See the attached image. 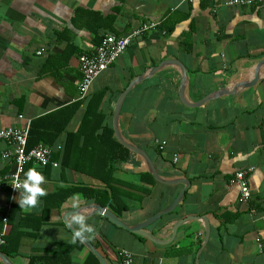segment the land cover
<instances>
[{
    "label": "crops",
    "instance_id": "1",
    "mask_svg": "<svg viewBox=\"0 0 264 264\" xmlns=\"http://www.w3.org/2000/svg\"><path fill=\"white\" fill-rule=\"evenodd\" d=\"M224 1L0 0V129L25 126L80 101L53 144L61 147L52 155L75 132L68 154L53 159L58 165L43 185L47 195L56 186L80 188L45 214L44 197L24 211L15 200L8 204L9 187L0 188V231L2 216L7 218L0 252L12 264H54L64 253L68 264H100L84 245L72 242L62 219L73 210L74 194L82 206L97 203L133 225L169 206L183 189L172 211L143 228L151 239L102 215L90 216L97 235L89 241L104 264H120L119 248L143 264H264V0ZM151 20L159 26L133 38L80 99L79 56L93 51L105 33L123 35ZM167 61L184 67L190 103L223 87L234 94L188 106L179 93V65L149 72ZM138 78L121 104L120 131L146 151L160 176L175 183L151 181L137 155L110 164L99 143L103 127L113 129L119 95ZM155 139L164 142L162 149ZM8 147L0 140V177L14 169L1 156ZM238 170L247 171V202L229 182Z\"/></svg>",
    "mask_w": 264,
    "mask_h": 264
},
{
    "label": "built area",
    "instance_id": "2",
    "mask_svg": "<svg viewBox=\"0 0 264 264\" xmlns=\"http://www.w3.org/2000/svg\"><path fill=\"white\" fill-rule=\"evenodd\" d=\"M263 1V0H258ZM253 0H225L226 5H242L251 4ZM159 26L158 21H147L140 26L131 29L128 33L123 35H115L113 33H105L100 42L94 47L90 53H83L79 56V70L81 73L80 80L77 84L78 97L84 99L88 96L93 80L111 65L129 46L131 40L142 35L144 32L155 29ZM162 32H164L162 30ZM43 49L37 51L38 54ZM29 131V124L22 127L8 126L0 129V140L8 143L9 147L1 152L3 159H11L14 169L0 177V188L6 185L10 188V196L8 204L13 201L18 190L13 189L11 183L18 177L23 180L25 166L28 163H33L36 166L45 167L51 165L56 167L58 162L52 159V153L55 149H60V145H47L44 143H37L30 148H27V137ZM155 144L162 149L164 142L158 139L154 140ZM172 160H177V154L174 153ZM247 171L238 170L230 178V184H235L239 187V200L247 202L251 196V190L247 181ZM264 220V215L261 217ZM3 227L0 231V247L4 244L5 229L7 228V218L2 216ZM261 246V244H258ZM120 264H143L136 263L133 259V253L126 248H119L117 250Z\"/></svg>",
    "mask_w": 264,
    "mask_h": 264
},
{
    "label": "trees",
    "instance_id": "3",
    "mask_svg": "<svg viewBox=\"0 0 264 264\" xmlns=\"http://www.w3.org/2000/svg\"><path fill=\"white\" fill-rule=\"evenodd\" d=\"M79 103L80 101H77L76 103L68 107H64L62 109L32 119L29 124V131H28L27 144H26L27 148H30L39 142L47 145H53L54 143H56L58 141V137L60 133L65 129L70 118L75 113V110L77 109ZM113 135H114L113 129L111 127H106V126L103 127L101 134L99 135V143L103 147V150L105 151L108 162L110 164H113L114 162L117 163L120 161L121 162L126 161L130 158V155L133 156L136 155L133 152H131L128 148L123 146ZM73 137H75V132L67 133L62 149L59 152H55L52 155V159H57L58 157L61 159L63 155L65 156L68 154L71 141H73ZM33 167H35L38 171H40L46 178L49 177V173L52 170L51 165L40 167L34 165L33 163H28L25 166L24 172L26 173L30 168ZM142 174L148 177L151 181L155 182L154 178L149 172L145 171ZM79 188L80 187L66 188L65 190H62L61 187L56 186L51 194L44 196V205H45L44 214L47 213V210L49 208L60 207L61 204L66 200V198L71 193H73V191L78 190ZM49 201L51 202L49 203ZM99 201L101 202V200ZM41 221L42 220H39V222ZM77 243L80 246V248L83 247V243H80L79 241H77ZM89 255H91L94 259H96L91 252H89ZM61 256L62 258H64V260L60 259V257L56 258L54 264H68L67 262L69 258L68 254L64 253ZM36 258L37 257H32L30 260L33 261ZM42 259H45V257H43Z\"/></svg>",
    "mask_w": 264,
    "mask_h": 264
},
{
    "label": "water",
    "instance_id": "4",
    "mask_svg": "<svg viewBox=\"0 0 264 264\" xmlns=\"http://www.w3.org/2000/svg\"><path fill=\"white\" fill-rule=\"evenodd\" d=\"M166 64H174V65H179L180 67V74H181V80H180V87H179V93L180 96L182 98L183 103H185L188 106H192V107H198L203 105L204 103H206L207 101L225 95V94H234L233 92L229 91V89H227L226 87H223L221 89H218L216 91H213L209 94H207L205 97H203L201 100L197 101V102H188L185 97H184V86H185V82L187 79V75L185 72L184 67L178 63L177 61H167V62H162L157 66L151 67L149 72L155 71L156 69H158L159 67L166 65ZM259 65H261V62L258 63V65L255 66V70L256 72L258 71ZM144 76L141 75L140 78H143ZM257 77V75H256ZM255 77V78H256ZM140 78L138 79H134L132 80L129 85L121 92V94L119 95L117 102L114 106L113 109V123H112V127H113V131H114V135L115 138L126 148H128L131 152L135 153L140 160L142 161L145 169L147 172H149L152 177L159 182L162 183H175L177 182V180L174 179H170V178H165L162 177L158 174L156 167L152 161V159L150 158V156L146 153L145 150H143L140 146L136 145L135 143L129 141L128 139H126L123 134L120 131L119 128V124H118V118H119V113H120V109H121V104L124 100L125 95L127 94V92L137 83L140 81ZM185 188V187H184ZM184 193V189L181 190L178 195L175 197V199L173 200V202L167 206L166 208H164L163 210L159 211L158 213L154 214L153 216L149 217L148 219L137 223V224H133V225H128L126 223H124L117 215H115L112 211H110L107 207L101 206L97 203H91V204H86L83 205V207H88L90 209V216L94 215V214H98V215H102L103 217L107 218L110 222L114 223L115 225H117L118 227H121L131 233L134 234H138V235H142L145 236L147 238H152V235H150L149 233L145 232L143 230L144 227H146L149 223H151L153 220H155L156 218L160 217L163 214L169 213L170 211H172L180 202V200L182 199ZM73 210H68L64 213V215L62 216V219L65 223V226L72 232V230L69 228V226L66 223V219L68 215L72 214ZM194 218V217H192ZM199 218V217H198ZM187 219H190L187 218ZM186 219V220H187ZM183 222V220H179L177 221L174 226H173V233L175 235L176 233V229L177 227ZM207 235H208V229L206 227V236H205V240L207 239ZM83 245L89 250L91 251L100 261V264H104V258L103 256L97 251V249L92 245V243L90 241L84 242ZM0 260L3 262V264H12L9 259L5 256L4 253L0 252Z\"/></svg>",
    "mask_w": 264,
    "mask_h": 264
},
{
    "label": "clouds",
    "instance_id": "5",
    "mask_svg": "<svg viewBox=\"0 0 264 264\" xmlns=\"http://www.w3.org/2000/svg\"><path fill=\"white\" fill-rule=\"evenodd\" d=\"M46 182V177L40 171L35 167L30 168L24 174L23 180L16 177L11 183L13 189L19 192V196H14L12 199L24 211L35 209L40 203V198L47 195V191L43 187ZM70 203L73 211L71 215L67 216L66 223L72 230V242L76 243L79 241L80 243H84L94 239L97 231L95 226L88 222L90 209L82 206L79 194H74L70 199Z\"/></svg>",
    "mask_w": 264,
    "mask_h": 264
}]
</instances>
